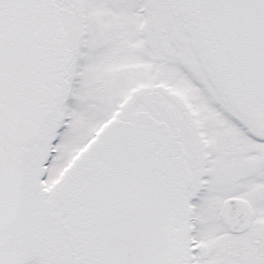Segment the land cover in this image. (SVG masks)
I'll list each match as a JSON object with an SVG mask.
<instances>
[{
	"label": "snow or ice",
	"instance_id": "6c2138e0",
	"mask_svg": "<svg viewBox=\"0 0 264 264\" xmlns=\"http://www.w3.org/2000/svg\"><path fill=\"white\" fill-rule=\"evenodd\" d=\"M0 264H264V0H0Z\"/></svg>",
	"mask_w": 264,
	"mask_h": 264
}]
</instances>
